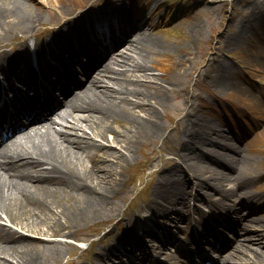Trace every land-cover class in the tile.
<instances>
[{
	"label": "bare ground",
	"instance_id": "1",
	"mask_svg": "<svg viewBox=\"0 0 264 264\" xmlns=\"http://www.w3.org/2000/svg\"><path fill=\"white\" fill-rule=\"evenodd\" d=\"M99 1L39 0L43 9L25 0H0V42L2 35H6L10 28L9 20L5 18L6 12L22 27L21 35L24 38L27 33L37 29L41 20L51 18L50 21L57 23V29L50 26V32H54L40 44L38 51L43 49L46 54H57L58 48H71L79 40L83 41L87 38L88 30L95 29L96 19L110 22L112 18L125 21L126 17L130 21L131 16H126L125 10L120 7L122 3H127L126 0H119L121 4L115 10H111L114 7L97 6ZM156 1L130 0L128 4L135 12L133 17L142 20L145 9L153 11L154 7L151 6L157 4ZM191 1L187 0V3ZM139 5L148 6L139 11ZM112 11L116 13L114 16ZM156 18L158 17L155 16L154 19ZM156 22L157 20L154 21ZM147 23L154 24L151 20ZM139 38L137 40L142 44H136L133 53L125 49L119 55L112 56L108 62L98 64L96 69L86 75L83 88L71 95H63L45 117L38 119H46L44 123L35 126L31 133L17 142L1 146L0 264H42L47 252L39 250L41 247L60 256L64 245L70 246L68 241L60 237L69 238L77 234L76 231L81 226L75 220L78 215L80 217L87 214L96 220L106 219L103 215L114 208V200H109V197L116 194L124 179L121 168L123 170L128 165L132 151L138 148L142 139L158 136L163 130V98L167 96L165 90L168 89L164 81L176 84L173 72L177 65L170 60L168 42L162 44L161 52L155 51L154 59L150 60L147 56L150 52L148 48L156 46L157 39L147 31H142ZM188 39L191 42V38ZM22 42V50L25 51L28 45L24 44L25 39ZM127 43V48L132 45L130 41ZM175 47L180 48L181 53L185 48L182 44ZM21 55L23 53L18 57L8 55V58L14 62ZM163 55L168 58H160ZM2 56L0 53V57ZM36 56L41 58L37 47ZM240 62L239 70L242 73L250 71V65L245 64L247 62ZM137 72H140L138 77H141L137 80L138 86L130 87L134 81H127L125 77L137 75ZM208 78L210 76L206 75L205 80ZM215 81L217 86L221 84L216 76ZM203 83L209 85L207 80ZM248 92L252 94V91ZM224 96L225 100L229 99L237 108L244 106L253 111L251 116L264 120V110L260 103L247 98L245 92L242 95L231 93ZM193 98L191 96L187 100L189 108L195 105ZM196 98H202L198 99L197 108L184 114L189 117L190 122L183 132V146L190 149V155L179 159L165 173H159L153 187L152 202L121 217L125 224L132 223L135 215L140 216L143 222H148L147 225L154 224V220L145 211L165 214L167 209L177 208L191 194L190 188L193 185L198 187L197 195L206 189L218 201V194H232L231 190L226 189L225 183L233 177V180L242 182L249 200L258 198L257 201L263 199L264 202V188L251 189V184L254 183L249 181L250 168L258 161V155L264 153V126L255 131L257 126L251 124L254 120L239 122L241 126L236 128L237 135L251 136L244 140L243 143L246 144H228L222 140L225 139L222 138L224 136L230 137L225 131L227 129L223 132V128L215 130L211 122L213 118L209 117V112L205 109L213 107V103L201 94ZM53 110L60 121L52 118ZM114 118L126 119L123 128L111 127V120ZM55 123L60 125L57 127ZM109 133H112L111 139ZM192 140L201 142L198 144L204 145L203 148H206L205 144L209 145L205 151L206 159L212 155L217 156L218 145L227 146V150L233 147L235 149L234 152L227 153L216 171L210 174V165L206 161H195L201 146L190 148ZM178 151L175 148L173 153L179 155ZM87 158L92 160L91 164L84 163ZM184 174L185 179L182 180L181 176ZM51 185L56 188L53 189ZM66 188L71 191L79 190L82 205L77 212L71 213L61 204L59 191ZM222 202L224 201L221 199L220 203ZM62 217H68L69 223L58 229L57 223L62 221ZM259 223L254 217L240 221L237 226L240 234L238 241H233L231 251L217 264H264V231L256 229ZM261 223L260 226L264 227V219ZM169 257L173 258L174 264H179L174 255L169 253Z\"/></svg>",
	"mask_w": 264,
	"mask_h": 264
},
{
	"label": "rangeland",
	"instance_id": "2",
	"mask_svg": "<svg viewBox=\"0 0 264 264\" xmlns=\"http://www.w3.org/2000/svg\"><path fill=\"white\" fill-rule=\"evenodd\" d=\"M25 1L35 7L43 8L39 0ZM158 1L161 8L157 12L166 13L167 23L150 29L145 27L140 29L139 32L146 30L151 32L157 39L158 44L148 48L150 52L147 53V56L150 60L154 59L155 51L160 53L162 44L168 42L167 49L170 60L177 65L173 72L176 77V84H169L164 81L168 89L165 90L167 96L163 98L165 105V116L162 117L163 130L158 136L142 139L138 148L132 151L128 165L123 170L121 168L122 178L124 179L116 194L109 197V200H114V208L107 215H103L106 219L96 220L87 214L80 217L78 215L75 220H78L81 226L76 231L77 234L69 238L60 237L68 241L70 246L64 245L60 256L52 254L48 248L41 247L39 250L47 252L42 264H105L107 256H105L104 250L109 247L113 238L122 236L126 228L120 218L126 217L130 212L150 203L153 197V187L157 183L159 173H165L179 159H185L186 156L190 155L189 149L183 146L185 138L183 132L190 122L189 117L184 114L197 108L198 99L201 100L202 98L197 99L196 96L201 94L213 105L220 107L226 106L224 104L226 102L218 100L215 93L224 97L226 94L236 93L242 95L245 92L244 87H237L239 80L234 69L237 60L252 63L256 69L254 78L258 80L260 88L264 90V0H192L190 3H187V0ZM110 2L111 0H100L97 6L110 5ZM181 4L188 5V10L180 13L173 21L171 18L174 15V9ZM51 11L55 12L53 9ZM5 18H8L10 28L8 33L3 34L1 37L3 39L0 42V53L3 55L23 52V39H25L24 44L30 37L35 38L33 40L41 44L49 38V34L54 32L53 30L50 33V26L57 29V23L50 21L51 18H46L39 21L37 29L34 32L27 33L24 38L21 35L23 34L22 27L16 24L11 14L6 12ZM79 23H82V21H79ZM138 36H140V33ZM188 38H191V42H188ZM180 44L185 46L182 53L180 48L175 47ZM28 52H30L29 47L24 53ZM177 57L179 59H176ZM160 58L165 59L168 57L163 55ZM207 74L210 76L206 79L209 85L203 83L206 81ZM138 75H140V72H137V75L125 77L127 81L131 79L134 81L130 87L138 86L136 84L138 83L137 80L141 79ZM215 76L222 84H218L219 87L216 84ZM246 94L249 97L252 96ZM191 96L192 98L195 96L196 99H192L195 105L189 108L190 104L188 105L187 100L191 99ZM205 109L207 111V108ZM124 124H126L125 118L111 120V127L114 129L123 128ZM111 137L112 133H109V138L111 139ZM175 148L179 150V155L173 153ZM258 157V161L254 162L255 165H252L249 172V174H258L257 178L251 179V182L254 183L252 186L255 189L264 188V153H260ZM195 161H199L197 155ZM84 163L91 164L92 160L87 158ZM181 177L184 180V176ZM184 184L185 182L182 185L184 186ZM51 186L53 189L56 188L54 185ZM225 187L234 190V185L230 181L225 183ZM59 193L62 200V203H60L65 205L71 213L79 210L82 205V197L78 194V190L71 191L70 188H66L60 190ZM239 194H241L240 191ZM188 200L189 198H187L186 205H188ZM205 200L210 203L211 199L204 194V196L197 199V204L204 206ZM198 209L201 208L198 207ZM180 211L183 210L180 209ZM145 213L149 214L150 212L145 211ZM253 216L257 217L258 223L260 222L256 229L263 232L264 227L260 224L264 219V208L256 210ZM67 218H61L62 221L57 223L58 229L69 223V218ZM136 218H138L137 215L134 218V225L136 224ZM154 218L156 221L167 219L163 215ZM236 238V241H238L239 236ZM87 245L92 247L93 250L85 248Z\"/></svg>",
	"mask_w": 264,
	"mask_h": 264
}]
</instances>
